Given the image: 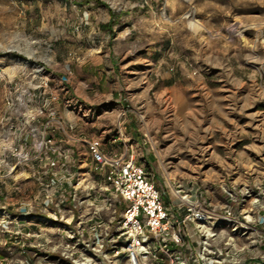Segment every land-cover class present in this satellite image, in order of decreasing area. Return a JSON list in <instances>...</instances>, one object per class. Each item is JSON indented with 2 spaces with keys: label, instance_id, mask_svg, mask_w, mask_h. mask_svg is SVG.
Returning a JSON list of instances; mask_svg holds the SVG:
<instances>
[{
  "label": "rangeland",
  "instance_id": "obj_1",
  "mask_svg": "<svg viewBox=\"0 0 264 264\" xmlns=\"http://www.w3.org/2000/svg\"><path fill=\"white\" fill-rule=\"evenodd\" d=\"M96 5L110 16L94 26L110 34L106 49L114 67L119 64L118 82L98 83L106 71L95 62L100 41L83 43L74 34L80 27L78 0H0V178L8 180V164H17L16 148L21 151L24 143L30 142L32 158L44 136L64 140L51 123L45 130L54 106L64 101V88L72 119L89 127L86 133L99 136L111 129V136H119L120 124L129 125L125 135L135 133L143 147L136 163L166 205L224 206L230 195L236 210L264 205V0H96ZM53 71L71 77L67 88L49 76ZM116 106L126 115L115 113ZM51 162L45 166L56 169ZM33 163L28 166L37 169ZM93 170L101 174L96 165ZM120 200L114 199L115 211L101 210L113 220L115 234L122 232L127 208ZM1 251L2 264H24Z\"/></svg>",
  "mask_w": 264,
  "mask_h": 264
},
{
  "label": "crops",
  "instance_id": "obj_2",
  "mask_svg": "<svg viewBox=\"0 0 264 264\" xmlns=\"http://www.w3.org/2000/svg\"><path fill=\"white\" fill-rule=\"evenodd\" d=\"M78 3L79 9H76L75 16L81 29L76 27L74 34H77L83 43L88 41L95 44L100 41L101 48L96 50L98 58L95 62L98 63L96 65L104 63L106 71H103L104 75H100L98 83L118 82L119 64L114 67L111 53L106 49L111 40L110 34L94 26L96 20H102L98 23L101 26L110 19L107 10L98 7L96 0H78ZM89 32L90 36L87 35ZM102 50L105 51L100 55ZM102 59L104 60L101 61ZM49 76L58 78V84L62 85L60 79L65 75L59 78V74L53 71ZM68 78L70 81L71 77ZM65 86L67 88L69 85ZM61 90V94H65L64 101L62 105L57 103L54 106L55 112L50 120L52 122L46 123L50 122L57 132L62 130L65 137L63 141L54 139L55 135L51 137L60 148L70 145L67 152L70 163L65 169H52L45 166L49 157L38 153L30 161L37 163V169L28 166V163L17 162L13 167L8 164V169L12 168L8 178L6 177L8 180L3 181L0 178V252L3 248L11 258H23L24 264H49L52 261L55 264H127L124 240L111 232L113 220L110 215L104 214L106 219L101 215L105 205L114 209L117 204L114 199L119 200V197L115 192L108 193L111 188L109 189L106 174H98L93 170L94 161L85 142L99 140L106 153L132 155L135 160L140 153L144 155L143 147L135 133L131 132L126 133L124 138L117 134L111 136V129L101 131L99 136L86 133L85 129L89 127L85 128L79 120L72 119V116L76 118L75 112L66 104L70 101V98H67L69 93ZM71 91L77 93L75 87ZM114 97L112 94V100ZM124 110L123 106H116L115 113L120 115ZM56 114L59 119H56ZM97 125L96 122L88 126ZM128 127L129 125L125 128L126 132ZM57 135H60L59 132ZM107 136L109 139H106ZM62 142L64 144L61 145ZM29 143L28 141V146ZM28 146L24 143L21 150L28 151ZM54 179L56 183L52 182ZM78 180H81L82 187L77 191ZM8 183L9 186H6ZM3 189L10 190L8 197H5ZM74 194L77 195L76 199L73 198ZM230 196L224 206H216L211 201L202 206L219 214L231 211L242 234L234 231L230 225L218 223L204 228L208 233L204 257L197 253L196 239L190 235L192 227H189V230L187 228L183 245L171 243L165 252L160 251L157 239L149 231L146 232L144 240L150 249L157 253L162 264H171V260H174V264H264V205L256 208L254 205L251 210L242 207L236 210L232 207V202H235L234 195ZM3 203L7 204V207H3ZM166 206L173 221L183 220L187 213L183 203L176 205L171 202ZM96 225H101L102 228L94 233L93 228ZM114 248L121 249L122 253L113 254ZM51 254L58 256L52 259ZM160 260H153L150 264H158Z\"/></svg>",
  "mask_w": 264,
  "mask_h": 264
},
{
  "label": "built area",
  "instance_id": "obj_3",
  "mask_svg": "<svg viewBox=\"0 0 264 264\" xmlns=\"http://www.w3.org/2000/svg\"><path fill=\"white\" fill-rule=\"evenodd\" d=\"M60 82L64 86L67 85L69 83L68 76H63ZM54 100H56V97ZM123 115H126V111ZM49 128L50 122L46 123L45 130ZM124 131V125L120 124L119 136L121 138L125 137ZM85 144L88 145L96 170H101V173L106 174L107 183L121 198L120 202L127 204L120 221L122 232L115 234L111 229L113 234L124 240V253L126 254L127 264H150L153 260H160L157 253H154L144 240L147 231L155 236L161 252L167 251L171 243L183 245L187 228L189 230V227L193 224L197 225L199 229L198 236L204 245V250L208 237V233L204 228L211 227L214 223L230 225L234 231L242 234V231L237 228L238 221L231 211L223 214L214 213L201 204L191 203L190 201L184 202L187 213L183 220L173 221L168 214L166 204L163 202L164 195L146 169L136 163L134 156L108 154L103 150L99 140L85 142ZM16 151L19 152V164H26L31 161L29 151H20L19 148H16ZM37 151L41 155H47L50 160L52 159L51 166L56 168L65 169L70 163L68 151L63 150L62 147L60 148L53 138L44 136L38 144ZM10 170L12 171V168ZM52 182L56 183L57 181L54 179ZM76 187L77 191L82 187L81 180L77 181ZM73 198L76 199L77 195L74 194ZM105 209L110 212L116 210V208L113 209L111 206L106 205ZM100 228H102L101 225H96L93 228L94 233H97ZM190 233L193 238V232ZM112 253L120 255L122 251L114 248ZM197 253L200 257H203L198 248ZM158 264H162V261ZM171 264H174V260H171Z\"/></svg>",
  "mask_w": 264,
  "mask_h": 264
},
{
  "label": "bare ground",
  "instance_id": "obj_4",
  "mask_svg": "<svg viewBox=\"0 0 264 264\" xmlns=\"http://www.w3.org/2000/svg\"><path fill=\"white\" fill-rule=\"evenodd\" d=\"M191 227H192L191 230H192V232H193V235H194L195 238H196L198 251H199V253L201 254V256L204 257V245H203V243L200 241L199 236H198V233H199L198 230H199V229H198L197 225H195V224H193Z\"/></svg>",
  "mask_w": 264,
  "mask_h": 264
},
{
  "label": "trees",
  "instance_id": "obj_5",
  "mask_svg": "<svg viewBox=\"0 0 264 264\" xmlns=\"http://www.w3.org/2000/svg\"><path fill=\"white\" fill-rule=\"evenodd\" d=\"M112 16H113V14H112ZM112 23H113V19H112V21L109 24L103 25L102 29L105 30V29L109 28L110 26H112Z\"/></svg>",
  "mask_w": 264,
  "mask_h": 264
}]
</instances>
